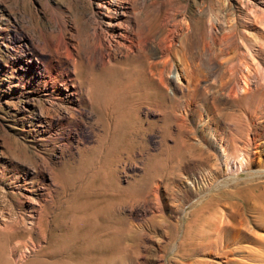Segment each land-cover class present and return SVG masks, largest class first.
Segmentation results:
<instances>
[{
	"label": "rangeland",
	"instance_id": "rangeland-1",
	"mask_svg": "<svg viewBox=\"0 0 264 264\" xmlns=\"http://www.w3.org/2000/svg\"><path fill=\"white\" fill-rule=\"evenodd\" d=\"M263 1L0 0V264H50L51 218L62 204L79 199L90 181V175L77 184L67 180L69 168H81L99 146L103 130L80 83L79 62L99 69L103 62L133 59L136 82L150 98L128 110L126 119L135 123L131 147L111 163L100 158L86 200L122 196L116 218L142 233L133 264H264V241L255 237H264ZM122 32L130 36V50L121 45ZM231 36L234 44H226ZM101 40L113 48L104 58ZM185 42L195 63L183 50ZM210 133L237 143L251 160L232 171L223 168L225 176L199 199L182 184L210 180L217 162L205 138ZM180 141L186 145L183 157L175 148ZM170 148L175 156L167 153ZM133 185L149 186L134 196ZM193 196L181 217L166 209H178ZM47 206L50 226L41 232L30 216L33 208ZM223 214L231 230L215 246L218 231L211 235V223ZM11 223H17L19 238L6 228Z\"/></svg>",
	"mask_w": 264,
	"mask_h": 264
},
{
	"label": "bare ground",
	"instance_id": "bare-ground-1",
	"mask_svg": "<svg viewBox=\"0 0 264 264\" xmlns=\"http://www.w3.org/2000/svg\"><path fill=\"white\" fill-rule=\"evenodd\" d=\"M108 26H109V24H108ZM114 27H115V24H111V28L115 29ZM117 36H120V37H122V39H124V43L122 42L123 44H121L122 46H124L128 50H130L132 48V46H127L125 44V41H128V39H130V36L128 35L127 32L118 33ZM228 40H229V43L227 41L226 44H234L233 37L228 39ZM119 42H117V43H119ZM131 43L134 44V41ZM96 44H98V43L96 42ZM108 47H110L111 50L113 49L111 46L105 45L104 41L101 40V43L99 44L98 49L102 53V55H101L102 58H104L103 55L104 56L106 55L105 50ZM172 49H174V48H172ZM171 50H169L170 53H167L168 58H170L169 56L173 52V51L171 52ZM183 50L185 51V53L187 55H189L190 58H192L194 60V63L197 61L198 58L197 59L194 58L195 54H193V52H192V48H191L190 43L185 42ZM130 60H132V59H130ZM135 60L136 59H133L131 62L135 63L137 61V60L136 61ZM128 62H129V60H128ZM131 62H130V64H126V63L112 64L111 62H107V63L103 62V64H102V62H101L102 67L99 69L95 68V66H93V65L86 66L84 68V65H83L84 61H82V63L79 62L78 72H79V76H80V83L84 88H86V90L88 92V100L91 104L92 109L95 111L98 123L102 124L103 130H102V133L99 135V146L97 148H95V150L91 156H90V154L87 156V158L85 156L86 159H84L82 161L83 165L81 166V168H79L78 170L69 168V172L67 173V180L70 179V180H72V182H75L77 184V182H81V181L85 180L86 178H89V175H90V179H89L90 181L88 182L87 186L95 187L96 176H98L99 173L96 171L95 172H92V171H93L95 164L99 162L100 158L101 157L103 158V162L107 163L110 161L109 163H111V160L115 154L122 153L123 151L130 149V147H131L130 142L133 141V138L131 136L130 131L134 129L133 126L135 123L129 122V120L126 119V116H129V111L131 109H133V108L135 109V105H139L142 100L145 101L148 98H150V97H146V95L149 96L150 94H148V92H146V91L143 92L142 86L139 85V82H136V77H135L136 73L134 75V71H133L134 68H131V64H132ZM125 65H128L129 67L127 68V66L125 67ZM81 67H82V70H81ZM188 108H186V110H188ZM114 118H115V120H114ZM114 122H115V124H114ZM136 127H137V125H136ZM139 128H140V126H139ZM139 128L137 130H139ZM205 138H206V141L210 144V146H212L216 150V153H217V159H216L217 162L215 164L211 165V168H212V172L210 175L211 178L207 182V184L205 182L204 183H197L198 181H195L196 179L193 181V182H195V185L193 184V182L190 184L187 183L188 186H187V184L185 185V183L182 184V188H184L186 191H189L192 188V191L194 192L195 196H198L199 199H200V196L202 194H204L206 190H210L214 183L215 184H216V182L218 183V181L225 176V173L223 172V168L226 170H229V169L231 170L234 168L233 166H235V164L237 166V163H238V165L240 164V166L242 167L244 165V163H247V165H248V162H250V160H251L250 159V153L246 150H243L237 143H235L233 141H229V140L225 141L222 138L218 139L215 136V134H213V133L206 135ZM185 146H186L185 142L183 143V141L178 142L177 146H175V148L178 147L177 150H180L182 157L184 156L183 155L184 151H186ZM189 146L191 147V145H189ZM171 151H173V150H171V148L167 149V153H174ZM177 152H179V151H177ZM175 155L176 154L174 153V156ZM179 158H181V156L177 158L178 161H179ZM163 160L165 161V159H163ZM163 160L161 162L160 161L159 162L163 163L164 162ZM100 163H102V162H99V164ZM163 164L165 165V163H163ZM157 165H159V163ZM101 168H102V166H101ZM160 168H162V167L160 166ZM237 168H239V167H237ZM151 169H152V166H151ZM238 172L239 171H237V173ZM107 174L108 173L106 172V175ZM151 174H150V176H151ZM226 174H228V173H226ZM111 176H110V178H111ZM153 177L154 176H151L148 179V181H152L151 178H153ZM110 185L112 186V184H110ZM110 185L108 184V187ZM87 186H85V188L82 190L79 199L73 198L70 201L68 200L67 203H64L65 201L61 200L65 204V207H62L64 205L62 204V206H61V203H60L59 206H61L60 207L61 209L59 210V212L57 211L58 209L55 210V212L57 211L58 213L56 215L54 214V217L51 218L52 219V221H51L52 227L50 228V230H49V228H47L48 225L50 224V222H48L47 220H50V219L46 218V213H48L47 209H49L50 206H47L43 209H41L42 207L40 209L39 208H33L32 212L34 214H32L30 216V223L35 224V226L34 225L33 226L39 228V230L41 232H44L47 229L49 230L50 235L47 238H49L50 242L48 241L49 243L48 242L47 243H48V245L49 244L51 245V247H50V245H49V247L51 248V250H50L51 253H53L52 255L50 253H48L49 256L50 255L52 256V261L50 262V264H128L129 261L132 264L135 263L133 261L134 260L133 259L134 254L137 252L135 250V248H137V245H139V243H140L142 233L139 231L132 230V228H131L132 226H130L127 223V221L119 220L120 218L119 219L116 218V215H117L116 214V212H117L116 208H117L118 203H121L122 196L120 197V195H119V197L117 199L115 198V200L114 199H105L102 202L98 201V202H94V203H89L91 201L86 200V198L88 197V191H89V188ZM135 186L136 185H133V187H135ZM148 186L146 185L144 187L143 185H138L131 192L129 191V193H131L134 196H138V195L141 196L142 194L145 193ZM249 189H250V187H249ZM244 190H247V189L245 188ZM243 191H241V192H243ZM32 193L34 195H36V197H38V198L43 196V194L39 193V191H37V190H35V191L33 190ZM179 193H181V192H179ZM236 193H238V192H236ZM195 196L188 199V201L186 203H184V204L181 203L183 205L180 208H178L179 207V205H178V207H177L178 209H175L174 205H170V204H166V209L169 211V213L175 214V215L177 214L178 216L181 217V215H182L181 212L184 210L183 209L184 206H186V204L188 202H190ZM233 198H234V196H233ZM174 200H175V198H174ZM207 202H209V200ZM219 202H220V200H219ZM244 203L241 204V205H243V207L245 206ZM215 204H216V202H215ZM230 204H232V203H230ZM59 206H56V207L59 208ZM90 206L93 207V209H94L93 211L89 210ZM215 206H217V208L219 207L218 204H216ZM215 206H212V207L215 208ZM227 206H229V205H226L225 207H227ZM197 207H198V204H197ZM207 207L209 209V205ZM217 210L219 211L220 207ZM217 210H215V212ZM235 211L236 210H234V212ZM257 211H259V210L257 209ZM263 211H264V209H263ZM198 212H196V213H198ZM209 212H210V209H209ZM230 215H233V214H230ZM230 215H228V216H230ZM48 216L50 217L49 213H48ZM183 216H185V215H183ZM225 216H227V215L223 214L224 219L219 218L221 221L217 219L218 222L213 220V222L211 223V229H210L211 235L215 234L218 231V238L216 236V240L213 241L215 246H218V244L220 243L219 239L221 240V242H225V236H226V234H228V231L231 230L230 223L228 222V220H225L226 219ZM197 217H198V215H197ZM212 217H214V214H213V216H210V219H212ZM219 217H221V216H219ZM198 218L200 219L201 217H198ZM161 220H162V217H161ZM200 220H203V218ZM261 221L264 224V213L261 217ZM163 222H166V221H164V219H163ZM194 222L195 221H193V223ZM196 223H197V221H196ZM191 225L193 226L194 224H191ZM261 226H263V225H261ZM14 227L17 228V223H11L10 225H7L6 228L11 229L14 233L13 235L16 238H19L20 234L18 232H14V230H15ZM186 227L189 228L190 226L186 225ZM193 230H195V229H193ZM186 231H187V229H186ZM22 234H24V233H22ZM25 234H27V233H25ZM46 234H48V233H46ZM254 234L256 235V233H254ZM41 235H42V233H41ZM255 237L260 243L264 241V237L258 233ZM9 240H10V238H9ZM252 240H253V238H252ZM127 241L132 242L133 245L128 244ZM182 243L183 242H181V245H182ZM3 244L5 245L4 242H3ZM229 247H230V245H227V248H229ZM131 248H132V250H131ZM180 248H181V246H180ZM214 249H215V247H214ZM222 250H223V247H222ZM1 251H4V250L1 249ZM221 252L223 255V251H221ZM228 252L229 251H227V253ZM31 253H32V251H31ZM3 254L6 255V253H3ZM46 254L44 256H48ZM136 254H138V253H136ZM219 254L221 255V253H219ZM219 254H218V256H220ZM252 254H253V252H252ZM1 255L2 254L0 252V258H1ZM258 257H260V256L258 255ZM5 258H7V257H5ZM5 258L3 257V259H2V261L4 263H5V261H4ZM48 258H50V257H48ZM12 261H11V263H13ZM8 262L9 261H7V263ZM209 262H208V264H209ZM7 263H5V264H7ZM227 263H229V260Z\"/></svg>",
	"mask_w": 264,
	"mask_h": 264
}]
</instances>
